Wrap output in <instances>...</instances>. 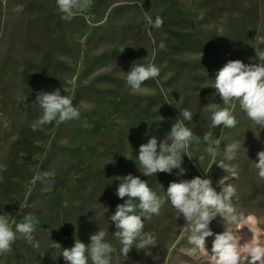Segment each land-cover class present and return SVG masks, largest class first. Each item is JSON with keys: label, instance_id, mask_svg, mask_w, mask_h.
Returning <instances> with one entry per match:
<instances>
[{"label": "rangeland", "instance_id": "obj_1", "mask_svg": "<svg viewBox=\"0 0 264 264\" xmlns=\"http://www.w3.org/2000/svg\"><path fill=\"white\" fill-rule=\"evenodd\" d=\"M148 16L162 17L163 26L152 28ZM262 50L264 0H91L70 22L61 19L56 0H0V214L13 228L33 214L40 245L35 248L17 234L0 264H65L52 241L70 248L76 238L89 243L99 230L114 248L112 264H208L203 255L187 254L189 233L170 203L145 221L144 231L157 237L152 254L133 247L127 258L121 255L110 216L123 203L115 194L122 182L117 177L128 174L148 181L158 194L174 180L195 176L211 178L217 191L220 180L232 184L233 206L244 220L237 227L217 216L211 230L236 232L241 244L252 234L264 239V180L253 162L264 150V129L238 102L232 106L236 127L211 129L204 107L223 101L213 96L214 88H199L211 84L228 60L259 62L256 52ZM133 62L161 69L144 82L146 91L126 86L124 72ZM57 88L73 100L79 119L33 130L42 115L36 94ZM184 109L193 114L184 123L201 140L212 131L221 150L240 142L236 159L226 161L237 166L236 176L213 164L204 143L191 151V159L183 157V176L176 169L149 177L139 171L140 145L153 135L163 139ZM215 159H223L222 151ZM44 172L49 178L33 183ZM213 239L206 240L209 254Z\"/></svg>", "mask_w": 264, "mask_h": 264}, {"label": "clouds", "instance_id": "obj_2", "mask_svg": "<svg viewBox=\"0 0 264 264\" xmlns=\"http://www.w3.org/2000/svg\"><path fill=\"white\" fill-rule=\"evenodd\" d=\"M90 3L91 0H56L61 19L69 22L83 13ZM146 18L154 29L163 26L160 16H156L154 20L150 16ZM159 47L164 48V44L160 43ZM256 58L259 62L248 64L239 59L228 60L216 72L211 84L205 82L199 86L214 88L213 96L219 95L223 101L222 104L209 102L204 107V110L210 113L211 129L220 126L226 129L236 127L238 121L233 112V102H238L239 108L247 117L264 129V50L256 52ZM160 72V67L154 63L144 65L133 62L130 71L124 72L126 86L133 92L146 91L142 89L144 82L157 78ZM36 103L42 109V115L33 123V130L53 122L59 124L80 117V110L73 105V100L67 95H62L59 88L51 92H38ZM192 116L188 109L180 111V118L163 139L153 135L147 143L140 145L137 159L142 169L139 171L144 176L171 174L174 169L178 170V176H183L186 172L182 167L183 157L187 155L191 159V151H200L201 143L206 145L203 151L213 158V164H218V167L232 176L237 175V166L226 161L236 159L241 147L240 142L228 143L221 150V141L213 136L212 131L205 133L201 140L184 123L191 121ZM193 144L196 145L195 149H192ZM221 151L223 159L217 161L215 158ZM39 158V155L33 157ZM204 159L205 156L200 155L198 161ZM253 162L258 177L264 180V150L257 152V160ZM49 176L50 173L47 172L38 173L33 178V183H43ZM117 178H122V182L119 181L115 194L123 203L116 206L110 220L115 225L116 231L113 235L119 240L120 253L125 258L133 247L143 250L145 255L152 254L151 249L157 246V237L155 233L144 231L145 221L159 216L163 206L170 203L179 214L177 218L183 217V227L189 233L188 243L191 247L187 249L188 255H203L207 257L208 264H264V239L252 234L251 239L241 244V237L236 232L226 229L222 233L214 234L210 228L211 222L217 216L225 223L237 227L243 222V215L236 213L232 202L237 192L234 185L224 184L220 180V190L217 191L211 178L195 176L192 179H180L178 182L174 180L169 183L163 194H158L149 186L148 181L139 176L128 174ZM37 224L38 219L29 213L15 223L13 228L9 218L0 214V255L11 251L17 234L33 247L39 248V242L35 241L33 235ZM212 236L214 239L209 254L206 240ZM89 239V243H84L76 238L70 248H62L59 243L52 241L50 247L62 249L60 257L65 264H112L114 248L107 240V233L99 230L91 234Z\"/></svg>", "mask_w": 264, "mask_h": 264}]
</instances>
